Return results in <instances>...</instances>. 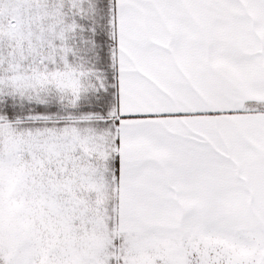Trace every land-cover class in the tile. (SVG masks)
I'll return each instance as SVG.
<instances>
[{
    "label": "snow or ice",
    "instance_id": "snow-or-ice-1",
    "mask_svg": "<svg viewBox=\"0 0 264 264\" xmlns=\"http://www.w3.org/2000/svg\"><path fill=\"white\" fill-rule=\"evenodd\" d=\"M0 264H264V0H0Z\"/></svg>",
    "mask_w": 264,
    "mask_h": 264
}]
</instances>
